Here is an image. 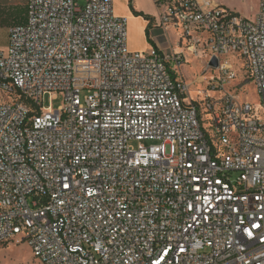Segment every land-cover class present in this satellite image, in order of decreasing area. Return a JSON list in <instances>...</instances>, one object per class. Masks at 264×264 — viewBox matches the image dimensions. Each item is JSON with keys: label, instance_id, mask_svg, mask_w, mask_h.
Returning a JSON list of instances; mask_svg holds the SVG:
<instances>
[{"label": "built area", "instance_id": "1", "mask_svg": "<svg viewBox=\"0 0 264 264\" xmlns=\"http://www.w3.org/2000/svg\"><path fill=\"white\" fill-rule=\"evenodd\" d=\"M155 3L150 31L182 49L130 50L114 0H27L0 49V245L43 264H264V0L254 19ZM185 49L216 71L201 101ZM233 57L262 113L228 89Z\"/></svg>", "mask_w": 264, "mask_h": 264}, {"label": "rangeland", "instance_id": "2", "mask_svg": "<svg viewBox=\"0 0 264 264\" xmlns=\"http://www.w3.org/2000/svg\"><path fill=\"white\" fill-rule=\"evenodd\" d=\"M149 1V0H144ZM220 3L224 8L232 11L233 13L245 17L247 19H254L260 9L261 0H216ZM155 3V0H153ZM133 0H116L115 13L117 16L118 13L123 11H127L130 9L134 11L135 15L143 16L144 13L138 12L136 7L133 5ZM137 3V0H136ZM135 4V3H134ZM156 8L158 9V15L155 17L157 19L159 17L160 10L156 3ZM26 14V2L25 0H21L20 6L16 7L15 10L11 11V15L6 12H3L0 9V49L7 50L9 46V37H10V29L14 24L20 23L25 19ZM125 17V16H121ZM147 18V17H146ZM134 31L131 28V22L128 23V46L132 51H146L151 52L156 47L161 46H169L172 48L182 49L183 47H178L179 41V33L175 30L169 28L168 35L162 34V31L158 28L150 31L151 28L147 27V31L143 35L141 29L142 27L136 25L134 27ZM158 31V33L156 32ZM164 32V31H163ZM158 43V44H157ZM147 44L146 49H140L142 45ZM187 62L182 67L181 72L186 81L191 83L192 96L197 97L199 101H201L203 96L200 95V91L203 90V87L206 88V84H197V81L200 80V77H203L206 82L216 74L215 70H212L208 67L207 56L205 54H188L187 49ZM234 62L238 63L239 66V75L235 78L231 85L233 91L237 90V93L241 96L242 99H247L252 102L255 106V112L262 113V105L261 98L258 90L255 85L252 83L251 78L248 74L242 69L244 64L240 63L236 57L232 58ZM199 93V94H198ZM217 98L223 97L222 91L211 92ZM43 106L45 108H51V110H57L60 106L65 103V96L61 93H57L56 95L53 93H47L43 96ZM18 238L15 241L0 245V264H43L39 258L35 257L33 249L29 246L27 242L18 243Z\"/></svg>", "mask_w": 264, "mask_h": 264}, {"label": "crops", "instance_id": "3", "mask_svg": "<svg viewBox=\"0 0 264 264\" xmlns=\"http://www.w3.org/2000/svg\"><path fill=\"white\" fill-rule=\"evenodd\" d=\"M117 1H120V0H117ZM25 2H27V0H25ZM133 2L135 3V4L133 3V5L134 7H136L137 11L144 13V17L142 15L137 17L134 11H131L130 9H128L127 11L118 13V15L125 16L128 19V23L129 21L131 22L132 31H134L135 29L134 27H136V25L141 26L142 27L141 31L144 35L145 30L147 31V27L149 28L151 25V22L155 21V17L158 15V9L156 8L153 0H149L147 2L144 0H137V3H136V0H133ZM20 4H21V0H0V9L3 12H6L9 15H11V11L15 10L16 7L20 6ZM115 6H116V0H114V12H115ZM25 20H26V14H25V19L23 21ZM156 32L158 33V31ZM146 46L147 44H144L139 48L143 50V49H146ZM161 47H166V46H161Z\"/></svg>", "mask_w": 264, "mask_h": 264}, {"label": "water", "instance_id": "4", "mask_svg": "<svg viewBox=\"0 0 264 264\" xmlns=\"http://www.w3.org/2000/svg\"><path fill=\"white\" fill-rule=\"evenodd\" d=\"M219 65V60L216 58V57H214L212 60H211V62H210V66H212V67H217Z\"/></svg>", "mask_w": 264, "mask_h": 264}, {"label": "bare ground", "instance_id": "5", "mask_svg": "<svg viewBox=\"0 0 264 264\" xmlns=\"http://www.w3.org/2000/svg\"><path fill=\"white\" fill-rule=\"evenodd\" d=\"M202 92H203V90H202V91H200V95H202ZM198 94H199V93H198ZM191 95H192V94H191ZM200 95H199V96H200ZM193 97H194V96H193Z\"/></svg>", "mask_w": 264, "mask_h": 264}]
</instances>
